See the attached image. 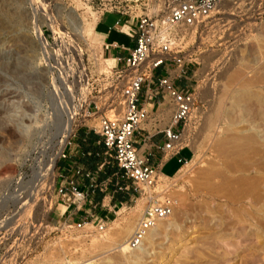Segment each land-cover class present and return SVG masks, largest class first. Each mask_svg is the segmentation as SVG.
<instances>
[{"label":"rangeland","instance_id":"374dc122","mask_svg":"<svg viewBox=\"0 0 264 264\" xmlns=\"http://www.w3.org/2000/svg\"><path fill=\"white\" fill-rule=\"evenodd\" d=\"M175 1L0 0V117L9 99L18 100L28 113L40 118L50 111L51 98L56 94L60 95L58 99L69 100L67 103L75 107L77 114L62 147L59 142L62 138L49 141L46 129L32 138L20 137L11 130L7 134L0 132V264H264V215L261 216L264 214V155L261 156L264 153H260L264 144L260 145V152L254 151L258 153L253 154L255 159L251 157L252 162L259 157L254 162L257 165L262 161L258 167L263 168L258 169L260 179L254 177V184L261 187L258 186L257 195L263 198L262 203L256 204L259 207L252 219L263 221L259 219L258 225L246 216L251 224H244L246 220L238 217L240 213H234L221 200H213L220 181L215 175L219 148L215 135L209 132L223 87H233L242 73L264 87V0L221 3L200 25L182 30L185 34L182 52L190 58L192 104L181 122V139L191 147L192 155L167 180L165 195L173 200V209L168 218L158 220L153 227L159 229L154 239L149 241L147 235L144 238L141 246L147 248L146 254L135 261L127 260L114 249L133 231L146 199L129 178L121 175V170L100 176L105 166L113 163L114 158L108 153L102 152L94 170L98 181H106V188L96 187L93 191L105 195L107 206L116 202L110 219L91 218L89 214L82 218L86 223L76 228L79 216L59 213L65 209L64 203L71 202L68 194L62 196L58 191L63 179L60 173L75 178L81 189L91 191L88 180L75 175L73 170L74 165H83L80 130L88 128L97 133L94 127L98 126L100 113L117 115L122 109L119 86L99 83L101 76L111 71V64L102 59L93 37L84 40L78 35L74 30L76 23L68 21V13L74 12L81 27L91 28L101 11L121 9L133 20L141 13L163 14ZM161 71L158 67L154 74ZM99 73L103 74L99 76ZM88 78H96L94 86H85ZM90 90H93L91 94ZM89 99L93 100L90 104ZM163 108L159 105V110ZM37 118L32 126L40 128L42 124ZM7 124L11 126L10 122ZM75 142L79 150L69 154V147ZM62 150L66 157L60 156ZM56 153L53 174L38 183L39 166ZM162 171H171L170 164ZM125 184L128 188L123 187ZM28 187H31L29 191ZM122 190L129 192L130 199L120 203L113 197ZM25 192L30 195L26 196ZM86 200L85 197L81 201L79 209L74 205L72 212L90 211ZM70 204L72 207L74 203ZM166 221L172 225H160Z\"/></svg>","mask_w":264,"mask_h":264},{"label":"built area","instance_id":"2783aa9c","mask_svg":"<svg viewBox=\"0 0 264 264\" xmlns=\"http://www.w3.org/2000/svg\"><path fill=\"white\" fill-rule=\"evenodd\" d=\"M231 1L176 0L163 14L141 13L136 16L134 24L128 20L120 24L121 31L130 36L136 34L135 45L124 56L123 67L112 66L108 75L101 76L99 83L105 82L104 86H119L122 109L117 115L100 113L98 126L94 130L105 145L104 153L113 156L122 170L121 175L129 178L135 190L138 189L140 196L146 199V205L141 209L136 225L126 239L130 248H137L142 244L148 231L158 220L170 215L173 209V200L165 195L169 176L153 165L148 156L140 153L134 141L136 129L148 118L147 100L151 95H159L158 104L165 102L169 107L170 120L162 129L165 137L162 148L169 154L177 153L183 145L181 122L186 119L192 104V93L189 87H185L190 86L191 67L190 58L185 57L182 52L185 43L182 30L197 27L221 3ZM118 59L121 57H115V60ZM158 67L162 71L155 75L154 70ZM126 72L129 74L123 78L122 75ZM103 73H99V76ZM95 80L96 78H88L85 86H94ZM91 91L93 90L89 94ZM91 101L93 100L89 99L87 103L90 104ZM60 156L66 157L67 153L62 150ZM187 161L188 159H183L182 164ZM82 168L79 164L74 165V173L87 178L91 191L96 187L100 190L106 188L105 180L98 181L94 172ZM60 175L63 179L58 188L59 193L62 196L68 194L71 202L80 207L86 191L81 189L74 178L63 176L62 173ZM123 187L128 188V185ZM84 223L86 221L80 219L75 222V226L80 228ZM100 226H103V222Z\"/></svg>","mask_w":264,"mask_h":264},{"label":"bare ground","instance_id":"6f19581e","mask_svg":"<svg viewBox=\"0 0 264 264\" xmlns=\"http://www.w3.org/2000/svg\"><path fill=\"white\" fill-rule=\"evenodd\" d=\"M68 16H69L68 21L70 23L71 22L72 24L76 23V28L74 30L78 32V35L84 38V40L89 39L92 34V33L90 34V32H92L95 25L91 24L92 25L91 28L81 27L79 22L77 24L76 22L77 18L73 11H70L68 13ZM187 29L190 28L187 27ZM249 79H250L249 77L247 78V76H245V74L242 73L238 75L237 79L235 80L236 84L233 87H223L224 88V90H222L223 92L220 93L221 95L218 96L216 100L217 101L215 104L216 110L214 112L215 116H214V120L213 121L211 120L213 122V126L211 125L212 122L209 120L210 121L209 125L212 126V128L210 129L211 131H209L211 132V134L208 133V135L209 134L210 135L213 134L212 136L215 135L216 137L215 141L216 140L218 141L216 146H218L219 148L218 152L215 150L217 152L216 165L218 167L216 166L217 170L214 171H215V175L218 177L220 181L219 182L215 181L216 183L218 182L216 185L218 187H216L217 189L214 192L213 200L214 199L217 201L221 200L223 204L225 203L229 208H231L234 211V213L236 211L237 214L240 213L238 215L241 216H238L237 214L235 215H237L238 217H242L244 219L246 218V216H249L251 219L255 218L254 215L255 209L259 207L256 206V204L261 202L262 200L261 198H263L261 197V195H257L259 194L257 192L259 185L257 186L254 184V179L259 178V176H257V173L260 166L258 167V165H261L262 161H260L261 162L260 164L256 165L254 161H256L259 157L258 158L256 157L257 159L253 160L254 164L252 162V159L253 158L255 159V155L253 154L255 153L258 154L257 152L254 151H258L259 149H261L264 144V143L261 144L262 142L261 139H264V87L259 85L258 82L256 83L252 80L250 81ZM59 97L60 95L56 94L51 98L50 111H48L47 114L45 115H41L40 118H37L34 115L32 116L30 113H28V109L23 105H21L18 100L14 101L7 99V102L4 106L5 107L4 114L2 115V117H0V132L2 134L3 132L4 134H7L5 132L11 130L17 133L20 137L32 138L34 134L39 133L40 131L43 132L46 129V131L49 133L47 135L49 141L54 137L62 138L61 141L59 139V142L61 143V147H62L63 144L67 141L69 133L73 129L75 115L77 114L75 112V107H73L72 104L67 103L69 100L66 101V100L58 99ZM226 97L227 98L229 97V99L225 100ZM60 100L62 101L61 102L62 105L59 103ZM255 106H258L256 107L257 109L254 108ZM30 110L32 113L33 109ZM62 114H64L65 117H62L61 116ZM86 117L84 118L86 119ZM36 118L42 124L40 128L38 127L36 128L32 126V123L35 121ZM7 122H10L11 126H9ZM257 143L260 144L258 145ZM260 145L262 146L261 148ZM261 150H263V152H260ZM261 150H259V152L264 153V149L262 148ZM260 155L261 154H259V156ZM263 155L264 154H262L261 156ZM56 159H57V153L53 155L51 159L46 161L44 165L42 164L41 166H39L38 169L39 171L36 174L39 179L38 183L43 182L46 177L51 176L53 174ZM35 173L36 172L34 171V174ZM35 179L37 178L35 177ZM33 181L34 180H32V182ZM31 184L29 185L31 186ZM259 188L261 189L260 186ZM27 189H28L27 191H29L31 187H28ZM210 192L211 194H209ZM210 192L207 193L209 195H212V190H210ZM26 194H27L26 196L30 195V193L28 192ZM185 211L184 213H186ZM242 214H245V216L243 217ZM263 215L264 214H262L261 216ZM242 218L241 220L243 221ZM259 219L261 218H258V222H256L253 219L251 220V222L253 221L252 223L255 224L258 223L259 225L260 223ZM245 220L246 221L244 222V224H246V222L251 224V222L249 221L250 219L248 221L247 219ZM261 221H263V219H261ZM160 225L167 227L172 225V222L171 221L161 222ZM247 228L249 229V227ZM158 230L159 229L157 226L156 228H153L150 232H148L147 239L149 241H152L156 236V234L158 233ZM141 245L142 244H140L137 248H135L136 249L135 250L134 248L128 247L127 242L125 240L121 242L119 245L115 246L114 249L115 250L117 249L118 252H120L121 255L124 256L123 258H126L127 260L130 259L135 261L138 260L139 258H142L141 256L146 254L147 248ZM259 247L261 249L263 246L262 247L259 246Z\"/></svg>","mask_w":264,"mask_h":264},{"label":"crops","instance_id":"0c3cea01","mask_svg":"<svg viewBox=\"0 0 264 264\" xmlns=\"http://www.w3.org/2000/svg\"><path fill=\"white\" fill-rule=\"evenodd\" d=\"M105 18L108 21L105 22ZM125 20L131 21V24H134L136 18L129 20L125 15V11L121 9L107 10L99 15L90 36V38H94L97 44L96 46L100 48V56L102 59L110 63L111 66L116 65L117 68L123 67V58L127 55L129 49L135 45L136 41V34L134 36H130L120 30V24ZM117 56L121 57V59L115 60V57ZM174 64L178 67V64ZM109 69L111 70V68ZM126 73L122 75L123 78L128 76L129 73ZM159 97V95H151L147 100V107L149 108L148 118L144 120L136 129L134 141L139 149V152L148 156L150 162L153 165H156L161 171L165 165L170 164L171 171L162 172L167 176H172L181 167L182 160L189 159L191 157L192 149L189 145L183 144L177 153L169 154L168 151L162 148V144L165 140L162 129L169 123L170 112L165 103L158 104L157 100ZM159 105L164 106V110H159ZM83 130L84 133H87L89 129L83 128ZM98 140L99 139H97L96 142H98ZM76 145L77 142H75L72 147H69V154H76L78 152L79 147H76ZM129 196L130 195L128 193L127 199H130ZM86 199V204L89 208H91L90 211L73 213L72 208L75 204L70 207L71 204L64 203L62 206H65V209L59 213H65L66 216H79L80 219L89 216V214H92L91 218L99 217L100 220L110 219L109 215L112 214L111 210L114 212L112 206H115L116 202H114L113 205L107 206L104 200L105 195H97L94 191H86ZM113 199L120 203L127 200H123L117 196L113 197ZM76 207L79 209L78 206Z\"/></svg>","mask_w":264,"mask_h":264},{"label":"trees","instance_id":"16d2710c","mask_svg":"<svg viewBox=\"0 0 264 264\" xmlns=\"http://www.w3.org/2000/svg\"><path fill=\"white\" fill-rule=\"evenodd\" d=\"M97 139H99L98 142H96ZM78 140L81 146L80 160L83 163L82 169L94 172V170L97 169L99 162L101 161L102 152L105 151V145L101 141L100 136L92 130H88L87 133H84V130L81 129L79 132ZM114 169L121 170L117 166L115 159H113L112 164H107L105 166V170L104 172H102V174H100V176L102 177V176H105L106 174L110 175L113 173ZM83 178L87 180L86 177H83ZM120 186L122 187L121 184ZM117 193H118L117 197H120L121 199L125 200L127 199V194L129 192L122 190V191H117ZM95 194L101 195V192H96Z\"/></svg>","mask_w":264,"mask_h":264}]
</instances>
